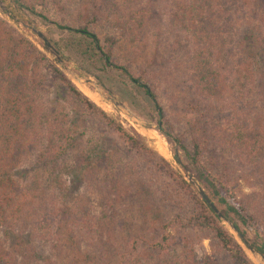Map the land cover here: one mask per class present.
<instances>
[{"label": "rangeland", "instance_id": "374dc122", "mask_svg": "<svg viewBox=\"0 0 264 264\" xmlns=\"http://www.w3.org/2000/svg\"><path fill=\"white\" fill-rule=\"evenodd\" d=\"M2 1L7 14L0 11L4 23L0 25L44 52L81 92L90 89L100 102L90 100L150 150L129 148L98 111L70 100L49 79L28 89L23 108L28 111L21 122L29 120L32 125L21 133L23 153L10 175L18 186L15 191L29 196L30 212L20 225L7 229L9 233L0 228V245L11 251L12 264H66L69 237L84 257L103 264H208L210 255L221 264H234L209 230L177 225L176 216L187 219L198 209L193 192L202 199L187 173L215 203L216 199L196 178L182 151L180 163L174 158L173 145L154 127L160 122L150 99L123 71L87 60L78 49L82 37L57 24L88 27L113 62L144 76L165 118L187 143L185 108L188 103L205 107V128L211 140L208 154L226 161L225 180L239 182L234 188L237 200L264 229V0L258 1V7L253 5L261 16L253 24L246 22L249 10L244 0H36L37 13L43 12L48 20L23 10L14 0ZM32 26L50 41L60 63L45 50ZM247 34L253 38H246ZM254 38L262 41L260 50ZM204 60L211 76L218 81L223 77L226 86L241 88L245 96H232L228 104L220 97L207 98L200 89L203 64H198ZM110 96L150 124H137L106 100ZM61 112L74 120L64 127L71 144L63 154L46 135ZM12 115L20 116L14 110ZM71 130L76 137H71ZM244 137L249 144L241 155L232 145L234 139ZM156 145L169 157L161 156ZM79 161L82 166L77 165ZM238 174L248 179L237 180ZM164 223H170L172 249L163 258L148 243L160 238ZM240 226L255 240L254 231ZM134 237L146 241H138L132 249ZM240 244L253 264H260L256 257L264 264L259 254Z\"/></svg>", "mask_w": 264, "mask_h": 264}, {"label": "trees", "instance_id": "16d2710c", "mask_svg": "<svg viewBox=\"0 0 264 264\" xmlns=\"http://www.w3.org/2000/svg\"><path fill=\"white\" fill-rule=\"evenodd\" d=\"M14 1L18 6L22 7L23 10L31 14H38L44 20L49 19L43 12L37 13L36 0ZM258 1L260 0H252L250 3L249 0L243 1V4H247L246 7H248L247 9L249 10L246 22L253 24L258 17L260 19V14H258L253 7V5L258 7ZM116 4L118 3L115 2L114 5ZM249 7L251 8L249 9ZM0 24H4L2 20H0ZM57 26L82 37L78 42V49L87 60H90L92 63L99 61L106 67H113L123 71L138 88L144 91L157 112L158 122H160L158 124L163 131V135L167 141L173 145L174 158L178 161L174 151V145L176 144L178 150L182 151L186 156L196 178L212 191L216 203L211 198V195H208L210 199L219 210L232 221L233 225L244 234L245 238L256 252L264 258V229L252 213L237 200L234 188L239 185V182L234 178L226 181L225 177L228 174L226 161L219 160L214 155L208 154L211 140L205 128L206 108L199 104H187L185 108L189 134V142L187 143L173 130L172 125L165 118L163 108L158 101L157 95L144 76L134 75L126 66L113 62L111 53L101 44L97 34L92 32L88 27L80 26L74 28L61 24H57ZM249 35L250 37L253 36V34ZM249 35L247 34L246 38H248ZM254 40L256 41V48L258 47L260 50L262 41L255 38ZM33 61H35V64H33ZM198 64H203V70L200 68L199 71L203 75L200 81V89L207 98L220 97L223 102L228 104L232 96L239 97V99L245 96L246 92L240 91L241 88H236V90L226 86L223 77L218 81L215 77L211 76V74H209L210 67L205 60L204 62H198ZM29 65L32 66L30 67ZM46 79L51 80L53 86L62 91L70 100L85 106L89 111H98L106 126L119 136L123 143L128 145L129 148L136 151H150L148 150L149 148L140 141L139 137H134L126 131L119 123L93 103L90 98L84 95L57 66L49 62L44 52L38 50L27 38L21 36L15 30L12 29L11 32H8L5 26L0 25V228L5 229L4 231L6 232H8L7 229L20 225L25 214L30 212L28 206L29 196H25L23 193L20 194L17 190L15 191L14 187L18 188V186L12 184V174L10 175V173L14 171L18 157L24 149L25 137L21 133L32 125V122H29V120L24 122L22 120L21 122V116L25 115V113L27 114L28 111L23 109L26 97L30 94V90L28 91V89H33L37 85H41V82L46 81ZM233 90L236 91L233 92ZM13 110L20 114V116H13ZM22 111L24 112L22 113ZM62 113L63 112H61V114ZM29 115H31L30 112ZM57 120L58 121H56L54 125L55 127L51 129V133L47 131L46 135L51 138L50 142L53 144V147L57 146L58 152L63 154L66 151V147L71 144L69 140H66L70 136L69 134H65V132H68L64 127L67 123H70L69 125L74 123V120H71L67 113H63ZM18 121L21 124H19ZM161 122H164V126H161ZM9 127L12 128L9 129ZM70 134H72L71 137H76L72 130ZM79 135L82 136L81 134ZM27 138L29 137L27 136ZM234 141L236 142H233L232 148L236 153L243 155V151L247 150L249 144L248 138L244 137L243 139H239V141L234 139ZM155 155L158 156L156 153ZM77 165L82 166L83 162L79 161ZM184 169L187 171V168ZM237 177V180L248 179L239 174ZM181 179L183 183L190 188L182 177ZM193 195L198 209L187 219L176 216L177 225L187 229H193L197 226L200 229L209 230L215 240V244L219 247L221 252L224 254L227 253V256L232 259L234 264H253L247 257L241 244L231 231L224 226L213 210L200 199L196 193L193 192ZM230 200H232L233 203H230ZM240 224L255 232L254 241L247 237L246 231ZM160 228L162 230L160 238L148 244L158 252L160 257L164 258L165 254H169L172 249V235L169 230L170 223L161 224ZM140 240H142V238ZM140 240L134 237L130 243L131 248L136 249L138 241ZM142 241L146 240L143 238ZM67 244L70 253L66 264H103L102 262H93L91 257H84L74 238L69 237ZM169 263L170 262H167V264ZM0 264H12L11 251L3 249L1 245ZM188 264H190V262H188ZM208 264L221 263L219 258L211 257L210 255V257L208 256Z\"/></svg>", "mask_w": 264, "mask_h": 264}, {"label": "water", "instance_id": "95a60500", "mask_svg": "<svg viewBox=\"0 0 264 264\" xmlns=\"http://www.w3.org/2000/svg\"><path fill=\"white\" fill-rule=\"evenodd\" d=\"M5 5L3 4V1L0 0V11L2 13H6L5 11ZM31 30L44 42V47L45 50L51 54L53 56L54 59L57 60L58 63H60V56L58 55V52L54 50L52 44L50 43V41L45 37V35L38 30L35 26L31 27ZM87 82L93 84L95 86V84L89 80L86 79ZM97 91L100 92V89L97 88ZM100 95L105 98V96L103 94L100 93ZM108 102L112 103L115 107L124 110V112L132 119L138 120L140 122H142V124L144 125H149L150 123L141 119L139 116H137L134 112H132L126 105L123 104V102H121L120 100H118L116 97L114 96H110L106 99ZM154 127L161 133L163 134V131L160 129V125H154ZM174 151L175 154L177 156L178 162L180 163V157H179V150L178 147L176 146V144L174 145ZM185 177L187 178V180L189 182H191L194 186H196L199 195L201 196V198L204 200V202L213 210V212L217 215V217L222 221V223L227 224L230 229L237 235V237L239 238V242L241 241L244 246L253 254L257 253L256 250L249 244V241L245 238L244 234H242V232L240 230H238V228L233 225L232 221L230 219H228L220 210L219 208L215 205V203L210 199V197L206 194V192L204 191L203 188H201L200 186H198L197 182L192 178V176H190L188 173L185 175ZM240 242V243H241ZM259 254V253H257ZM260 255V254H259ZM261 256V255H260ZM262 257V256H261ZM263 261L264 258L262 257Z\"/></svg>", "mask_w": 264, "mask_h": 264}, {"label": "bare ground", "instance_id": "6f19581e", "mask_svg": "<svg viewBox=\"0 0 264 264\" xmlns=\"http://www.w3.org/2000/svg\"><path fill=\"white\" fill-rule=\"evenodd\" d=\"M78 80H79V79H78ZM82 92H83L84 95H86L88 98H90V99H91L92 101H94L95 103L100 102V101L98 100L97 95H95L90 89H88V88L85 87V90H83ZM99 96H100V95H99ZM102 99H103V98H102ZM136 123L142 125V122H140V121H138V120H136ZM156 147H157L158 152H159L161 155H163V156H165V157H167V156L169 157V155H168L167 153H165L160 147H158L157 145H156ZM256 256H257V255H256ZM259 257H260V256H259ZM256 260L259 261L260 264H262V260H261V259H259V258L256 257Z\"/></svg>", "mask_w": 264, "mask_h": 264}]
</instances>
